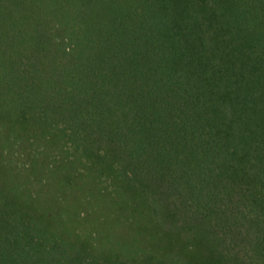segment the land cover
Here are the masks:
<instances>
[{
	"label": "trees",
	"instance_id": "obj_1",
	"mask_svg": "<svg viewBox=\"0 0 264 264\" xmlns=\"http://www.w3.org/2000/svg\"><path fill=\"white\" fill-rule=\"evenodd\" d=\"M0 264H264V0H0Z\"/></svg>",
	"mask_w": 264,
	"mask_h": 264
}]
</instances>
